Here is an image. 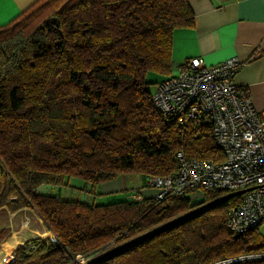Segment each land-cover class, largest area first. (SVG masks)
I'll return each instance as SVG.
<instances>
[{
    "label": "trees",
    "instance_id": "16d2710c",
    "mask_svg": "<svg viewBox=\"0 0 264 264\" xmlns=\"http://www.w3.org/2000/svg\"><path fill=\"white\" fill-rule=\"evenodd\" d=\"M192 23L187 0H37L0 27V208L33 209L58 239L24 241L9 264H264L262 223L227 228L240 194L79 196L120 173L170 174L179 151L223 158L210 123L181 129L151 102L147 74L172 73L173 30Z\"/></svg>",
    "mask_w": 264,
    "mask_h": 264
},
{
    "label": "built area",
    "instance_id": "2783aa9c",
    "mask_svg": "<svg viewBox=\"0 0 264 264\" xmlns=\"http://www.w3.org/2000/svg\"><path fill=\"white\" fill-rule=\"evenodd\" d=\"M241 65L235 56L214 64L194 56L185 59L176 74L156 82L151 95L153 106L163 116H173L181 129L193 121L210 123L211 136L223 158L198 159L179 151L175 171L146 178L148 186L157 188L156 200L181 196L197 203L205 190H244L226 221L234 233L251 231L264 221V110H257L246 90L236 84ZM131 198L141 199L138 195ZM41 238L58 241L53 232ZM16 247L8 249L5 264L14 260ZM75 259L77 264H87L81 254Z\"/></svg>",
    "mask_w": 264,
    "mask_h": 264
},
{
    "label": "crops",
    "instance_id": "0c3cea01",
    "mask_svg": "<svg viewBox=\"0 0 264 264\" xmlns=\"http://www.w3.org/2000/svg\"><path fill=\"white\" fill-rule=\"evenodd\" d=\"M36 1L0 0V27L11 23ZM187 1L193 12V23L191 26L173 30L172 68L177 69L185 59L194 56H202L207 64H214L235 56L242 63L235 77L236 84L246 90L251 104L257 110H264V0ZM147 76L152 83L163 77L161 74L152 72H149ZM146 178L147 176L142 173H120L100 183L95 195L85 192L84 197L87 201L89 198L95 200L94 197L101 196V193L109 196L99 197L101 202L108 201V198L110 201L128 199L132 195L150 198L155 195L157 188L148 186ZM45 188L49 189L47 187L40 189L43 191ZM60 189L61 193H66V190L70 189L71 196L79 191L68 187ZM39 220L42 229L38 227L32 229L36 236L25 239L12 236L6 242L0 243V264H5L8 242L17 246L50 232L40 218ZM12 232L13 230L10 229L9 233Z\"/></svg>",
    "mask_w": 264,
    "mask_h": 264
},
{
    "label": "rangeland",
    "instance_id": "374dc122",
    "mask_svg": "<svg viewBox=\"0 0 264 264\" xmlns=\"http://www.w3.org/2000/svg\"><path fill=\"white\" fill-rule=\"evenodd\" d=\"M172 72L174 74H176L178 72V70L176 68H172ZM166 75H168V74H161V77L166 76ZM155 84H156V82L153 83L152 85H150L151 90L154 89ZM0 176H1L2 180H5V171L2 167H0ZM101 196L102 197L103 196L109 197L108 195L103 194V193H101ZM101 196H99V197H101ZM99 197H94V199L97 203L101 202ZM108 201H110V198H108ZM105 202H107V201H105ZM36 227L42 229V225L40 223L39 216L37 215V213L33 209L27 208V209L20 210V211L14 212V213H10L5 207L0 208V243L1 244L3 242H6V240H9L8 238H10L12 236H13V238H18V239H20V238L25 239V238L31 237L33 235L36 236L35 234H33L34 231L32 230L33 228H36ZM10 229L13 230L12 233H9ZM6 230H8L9 234L5 233ZM258 232L260 234L264 235V222L262 223L261 227L258 229ZM49 233H52L51 230ZM13 244H11V245H13ZM11 245L7 246V251Z\"/></svg>",
    "mask_w": 264,
    "mask_h": 264
},
{
    "label": "water",
    "instance_id": "95a60500",
    "mask_svg": "<svg viewBox=\"0 0 264 264\" xmlns=\"http://www.w3.org/2000/svg\"><path fill=\"white\" fill-rule=\"evenodd\" d=\"M243 191H244V190H243ZM243 191H236V192H234V193L229 194L228 196H226V197H224V198H228V197H231V196H233V195H239V194H241Z\"/></svg>",
    "mask_w": 264,
    "mask_h": 264
},
{
    "label": "bare ground",
    "instance_id": "6f19581e",
    "mask_svg": "<svg viewBox=\"0 0 264 264\" xmlns=\"http://www.w3.org/2000/svg\"><path fill=\"white\" fill-rule=\"evenodd\" d=\"M8 245H11V243L10 242H8ZM14 246V244L13 245H11L10 247H13Z\"/></svg>",
    "mask_w": 264,
    "mask_h": 264
}]
</instances>
